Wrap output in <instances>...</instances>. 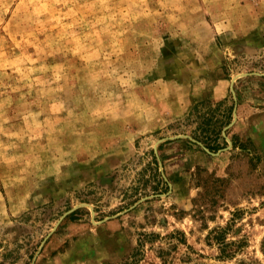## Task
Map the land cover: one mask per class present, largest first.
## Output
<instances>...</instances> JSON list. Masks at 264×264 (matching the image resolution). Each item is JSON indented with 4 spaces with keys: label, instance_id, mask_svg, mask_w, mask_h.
Masks as SVG:
<instances>
[{
    "label": "rangeland",
    "instance_id": "obj_1",
    "mask_svg": "<svg viewBox=\"0 0 264 264\" xmlns=\"http://www.w3.org/2000/svg\"><path fill=\"white\" fill-rule=\"evenodd\" d=\"M0 264H264V0H0Z\"/></svg>",
    "mask_w": 264,
    "mask_h": 264
},
{
    "label": "water",
    "instance_id": "obj_2",
    "mask_svg": "<svg viewBox=\"0 0 264 264\" xmlns=\"http://www.w3.org/2000/svg\"><path fill=\"white\" fill-rule=\"evenodd\" d=\"M235 115H236V113H235Z\"/></svg>",
    "mask_w": 264,
    "mask_h": 264
},
{
    "label": "crops",
    "instance_id": "obj_3",
    "mask_svg": "<svg viewBox=\"0 0 264 264\" xmlns=\"http://www.w3.org/2000/svg\"><path fill=\"white\" fill-rule=\"evenodd\" d=\"M233 86V85H232Z\"/></svg>",
    "mask_w": 264,
    "mask_h": 264
}]
</instances>
